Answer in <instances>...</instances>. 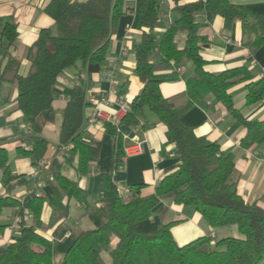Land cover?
<instances>
[{"label": "trees", "instance_id": "1", "mask_svg": "<svg viewBox=\"0 0 264 264\" xmlns=\"http://www.w3.org/2000/svg\"><path fill=\"white\" fill-rule=\"evenodd\" d=\"M125 1L49 0L44 12L52 18L54 28H42L28 47L30 67L25 76L18 74L19 60L7 50L16 40V24L8 17H0V42L6 43L0 81L15 84L16 106L31 130L32 147L23 153L36 158L44 156L50 141L42 135V129L54 118L52 90L57 77L78 61L87 75L100 70L107 44L124 13ZM174 1L171 10L175 16L159 39L154 28L160 24V4L157 0L138 2L135 27L140 30L141 38L134 45L133 55L134 73L142 87L130 100V109L121 121L133 126L138 123L142 109H149L166 126L179 165L146 195L142 194L145 184L136 183L122 197L116 191L111 173H100V186L114 195L97 209L99 225L77 233L61 264H264V208L246 202L237 192L232 178L233 153L220 149L215 141L196 136L192 127L180 120L193 106L205 107L211 96L244 126L242 147L264 142V120L245 119L228 93L233 83L249 78L247 70L238 67L215 74L204 71L200 48L208 41L199 33L200 24L195 20V14L200 11L221 16L225 28L238 20L249 49L264 50V13L254 14L228 0ZM178 32H185L182 48H178L175 40ZM183 58L191 61L194 71L185 82V100L176 103L161 94L160 83L176 76ZM86 88V82L81 79L72 88L62 112L57 140L58 144H69L70 149L50 162L47 170L50 198L46 200L35 193L23 200L0 195V214L5 209L13 210L19 230L18 238L0 252V264H52V243L41 231L68 215L71 200L83 202L89 197L76 181L62 174L66 166L84 174L98 158V147L82 138L84 109L88 105ZM263 97L264 77L246 84L245 104L257 103ZM104 127L116 135L115 167L124 155L122 137L111 123H104ZM0 169L2 183L6 185L14 176L2 147ZM165 197L197 211L211 228L235 224L242 237L227 236L212 243L203 235L178 245L170 231L172 222L159 223L152 233L137 230L136 224L148 219L151 210ZM45 204L48 215L43 220ZM25 216L29 220H24ZM4 228L0 223V232ZM103 252L108 256L107 261Z\"/></svg>", "mask_w": 264, "mask_h": 264}, {"label": "crops", "instance_id": "2", "mask_svg": "<svg viewBox=\"0 0 264 264\" xmlns=\"http://www.w3.org/2000/svg\"><path fill=\"white\" fill-rule=\"evenodd\" d=\"M49 0H0V17H8L15 24L17 36L14 44L7 49L19 60L18 74L25 76L30 67L27 58L28 47L35 41L42 28H54L53 20L45 12L44 7ZM84 1V0H78ZM196 0H178L187 3ZM231 4L249 9L254 14L264 13V0H228ZM139 0H126L124 13L118 20L115 33L107 44L105 60L98 72L89 75L78 61L75 65L64 69L53 86L54 118L47 122L42 135L50 141L49 147L41 158L28 155L32 147L31 130L21 111L16 106L17 88L15 84L0 81V147L4 148L8 156V165L14 176L6 185L2 183L0 169V195H9L23 200L28 194L35 193L46 200L51 196V189L47 183L50 162L60 157L53 147L58 144V130L61 125L63 109L67 103L72 88L81 79L86 82V100L88 105L84 109V130L82 138L85 142L98 147V158L92 162L84 174H79L73 166H66L62 174L85 189L89 193L86 201H70L68 215L58 221L53 227L41 231L52 243V264H61L66 250L69 248L77 233L81 230L94 228L99 225L97 209L109 201L114 192L102 188L98 182L100 173H111V179L116 191L122 196L128 195L132 184H145L142 194L153 191L155 185L163 176L174 171L179 165V159L174 152L173 142L170 140L166 126L156 120L154 114L143 108L138 123L126 126L118 113V99L125 97L130 101L141 89L142 83L134 73L133 48L140 41L141 32L136 29ZM175 1L167 0L159 7L160 24L154 28L159 39L167 24L175 16L171 8ZM195 20L200 24L199 33L207 38L202 44L200 55L205 60L203 70L208 73H219L226 69L243 67L249 74L248 79L238 80L228 88L233 105L247 120H264V97L261 101L245 104L246 84L264 77V50L259 48L251 51L242 35L241 25L235 20L229 28L223 25L221 16L214 13L197 12ZM178 48L185 42V32L176 35ZM5 41L0 42V71L3 66ZM121 47L127 52L120 53ZM114 64L115 87L109 90V83L104 77L105 68ZM176 76L160 83V92L164 97L174 99L176 103L185 100V82L194 71L190 60L183 58L177 66ZM102 95L109 96L110 105H100L104 112L114 115L117 121H107L114 125L121 134L122 144H129L133 140L141 139L143 149L137 155H122L120 162L114 167L116 150V135L107 132L104 122L89 117L93 111L91 97L98 99ZM181 122L190 126L198 137H205L215 141L222 150H231L234 157L232 178L236 181L237 192L248 202H255L264 208V142L242 147L241 139L245 135L244 126L239 123L225 107L213 97L207 99L205 107L193 106L181 117ZM44 159V165L39 171L38 162ZM48 208L45 204L42 219L46 220ZM24 220H29L25 216ZM172 222L170 231L178 245H183L199 236H208L212 243L216 240L232 236L240 238L235 224L211 228L202 216L192 208L175 204L171 197L162 198L151 210L148 219L136 224L141 232H154L159 223ZM0 223L5 225L0 232V252L10 242L19 236L17 217L13 210L5 209L0 214ZM112 244L115 243L113 239Z\"/></svg>", "mask_w": 264, "mask_h": 264}, {"label": "built area", "instance_id": "3", "mask_svg": "<svg viewBox=\"0 0 264 264\" xmlns=\"http://www.w3.org/2000/svg\"><path fill=\"white\" fill-rule=\"evenodd\" d=\"M158 3L161 5L165 3L167 0H157ZM127 52V49L125 47H121L120 53L125 54ZM178 70V69H176ZM116 71V67L114 64H110L108 67L105 68L104 71V77L109 83V90L112 91L115 87V80H114V74ZM89 101L93 104V111L92 114L89 117V121L92 122L95 118L101 119L104 122L107 121H114V115H111L110 113H106L103 111L100 105H110L111 100L109 96L102 95L98 99H95L91 97ZM130 109V101H128L125 97H121L118 99V113L120 117H123ZM117 121V120H115ZM58 152H68L70 149L69 144H57L53 147ZM143 149V141L141 139H136L130 142L129 144L125 145L124 147V155L125 156H132L139 154ZM44 165H46V162L44 159L39 160L38 166L39 168H36V171H39Z\"/></svg>", "mask_w": 264, "mask_h": 264}, {"label": "rangeland", "instance_id": "4", "mask_svg": "<svg viewBox=\"0 0 264 264\" xmlns=\"http://www.w3.org/2000/svg\"><path fill=\"white\" fill-rule=\"evenodd\" d=\"M113 241H114V240H113ZM107 258H108L107 254H106L105 252H103V259H104L105 261H107Z\"/></svg>", "mask_w": 264, "mask_h": 264}]
</instances>
